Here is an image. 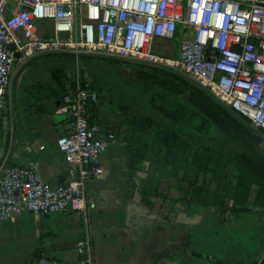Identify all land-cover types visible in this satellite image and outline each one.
Here are the masks:
<instances>
[{"label":"built area","instance_id":"2783aa9c","mask_svg":"<svg viewBox=\"0 0 264 264\" xmlns=\"http://www.w3.org/2000/svg\"><path fill=\"white\" fill-rule=\"evenodd\" d=\"M49 21L46 34L33 22ZM175 43L176 56L171 55ZM62 51L103 52L178 69L264 132V0H0V122L18 57ZM61 95L70 132L58 138L66 182L52 187L34 164L0 172V222L24 211L38 216L75 213L84 231L79 264H94L87 184L103 174L99 158L116 143L92 118L98 94L75 78ZM37 264H58L40 257Z\"/></svg>","mask_w":264,"mask_h":264},{"label":"crops","instance_id":"0c3cea01","mask_svg":"<svg viewBox=\"0 0 264 264\" xmlns=\"http://www.w3.org/2000/svg\"><path fill=\"white\" fill-rule=\"evenodd\" d=\"M44 29L47 33V28ZM64 52L67 51L40 52L16 59L6 89L10 112L0 124V172L8 163L12 166L34 164L38 173L52 187L66 182V167L56 141L70 132L69 116L61 98L64 88L59 85V82L67 83L68 74L59 64L53 63L51 65L56 68L51 72L45 71V82L41 83L40 71L45 66L38 65L35 71L31 68L40 58L74 56ZM170 54L176 56V51ZM26 72L30 78L27 86L22 89L19 86L20 77ZM23 91L27 97L25 100L21 95ZM13 98L17 103L15 106ZM16 116L22 129L15 124ZM93 116L112 132L120 121L119 115L107 107H100ZM151 162L154 171L160 172L156 155L150 162H140L137 168L143 165L147 167ZM99 164L103 169L102 176L87 184L88 194L96 203V209L88 220L94 264H214L200 258L183 256L181 241H178L177 236L172 244L174 250L171 255L161 260L154 259L153 256L170 251L167 240L158 235L156 244L152 240L144 241L135 233L139 225L144 223H135L132 214H128L126 219L129 207L135 205V201L139 202L144 192V187L139 186L137 170L132 173L136 190L133 201H130L126 185L127 170L117 141L100 156ZM160 173L162 176L169 175L168 172ZM145 179L141 181L143 185ZM134 207L131 209L133 212L136 210ZM204 210L192 209L191 213L205 214L201 212ZM207 215L197 220L189 232L195 254L226 261L228 264H254L264 259V250L260 245L264 238V218L240 213L220 223L219 215ZM128 230L133 236L131 241ZM83 231L82 218L78 214L43 217L24 211L17 218L0 222V264H37V259L42 256L58 264H79L75 244L82 237ZM132 241L135 243L133 257L130 252Z\"/></svg>","mask_w":264,"mask_h":264},{"label":"trees","instance_id":"16d2710c","mask_svg":"<svg viewBox=\"0 0 264 264\" xmlns=\"http://www.w3.org/2000/svg\"><path fill=\"white\" fill-rule=\"evenodd\" d=\"M60 58L76 62V74L73 69L67 83L59 82L64 91L77 77L83 87L99 96V103L90 107L92 118L100 107L110 108L120 117L113 133L125 161L130 201L136 190L132 173L140 162H150L156 155V164L169 173L174 195L153 188L143 192L141 205L153 207L157 202H168L174 215L196 206L219 215L220 223L240 213L264 218V141L236 123L206 93L151 66L104 57ZM10 166L8 163L5 167ZM170 223L169 228L177 230ZM158 225L154 224L155 244L158 235H163V227ZM135 233L148 240L144 225H139ZM178 241L185 257L228 264L195 254L188 230L180 233ZM260 245L264 250V238ZM134 247L132 241V257ZM171 251L153 258L161 260ZM254 264H264V259Z\"/></svg>","mask_w":264,"mask_h":264},{"label":"rangeland","instance_id":"374dc122","mask_svg":"<svg viewBox=\"0 0 264 264\" xmlns=\"http://www.w3.org/2000/svg\"><path fill=\"white\" fill-rule=\"evenodd\" d=\"M33 26L36 28V30L41 33L44 34L46 33L45 28H49L51 27V24L49 21H41V22H37L34 21L33 22ZM48 32V30H47ZM172 47V51H176L177 52V48H176V44L173 43L171 45ZM53 63H57L59 64L60 68L63 69V71L65 72V74L67 76L71 75L73 73V69H74V73L76 74V63L72 60V59H67V58H58V59H39L36 60L34 62V65H32L31 68L35 70H37L36 66L38 65H44L45 67H43L40 71L41 73V77H39V79L42 81L43 78L46 77L47 72L45 71H49L51 72V70L53 67L51 64ZM62 65V67H61ZM45 72V73H44ZM71 73V74H70ZM30 76L27 75V72L24 75H21L20 77V82H19V86L22 87V89H24L27 86V83L29 81ZM36 79V78H35ZM45 81L43 80L41 83H44ZM35 93V92H34ZM22 97L25 100L26 94L23 91L22 92ZM113 100L115 101L116 99L113 97ZM23 101V100H22ZM15 104L17 105V103L15 102L14 98H13V106H15ZM4 108H5V113L3 115V119L0 122V124L2 122L5 121V119L8 116V113L10 112V107H9V97L8 94L6 92L5 95V104H4ZM19 126H21L19 124ZM19 126L17 128H19ZM147 168V169H145ZM154 164L151 162L149 163V165L146 167V165H143L142 168H137L136 172H138V179L140 182L139 186H143L144 189L143 191L148 192L151 189L155 188L158 189L160 192L162 193H168L171 194L172 196L174 195L173 190L171 189V187L169 186V178L170 176L168 174H165L164 176L161 175V171L158 172L157 170L154 171ZM144 177L146 178V182L145 185L142 184L141 181L144 180ZM153 184V185H152ZM151 186V187H150ZM141 200V199H140ZM139 202L135 201V206L134 208L136 209L134 212L131 211V209L133 208V206L131 205L128 209V212L126 214V219L128 217V214H132L133 218H134V222L135 223H144V227L147 230L146 236L148 238V240H152L151 238H153L154 234H156L155 227L154 224H159L158 226H162V231H160L161 234L164 235V239H166L168 242V249L169 250H174L172 244H174V238L177 236L179 237L180 233L182 231L188 230L189 232L191 231V226L195 224V222H197V220H200L201 217H206L208 216L207 214H210V212L208 210H204L203 208H197L196 206H193L192 208L190 207L185 213H180V214H175L174 213H170V210L172 209L171 207V203H163V202H157L155 206L153 207H149V206H145V205H141ZM137 206H139L140 208H138ZM192 209L194 210H204L201 211L205 214H198V213H191ZM168 218V220L166 219ZM154 222V223H152ZM173 224V226L178 227L179 229L175 230V229H170L169 228V223ZM161 235V236H163ZM172 246V247H171Z\"/></svg>","mask_w":264,"mask_h":264},{"label":"water","instance_id":"95a60500","mask_svg":"<svg viewBox=\"0 0 264 264\" xmlns=\"http://www.w3.org/2000/svg\"><path fill=\"white\" fill-rule=\"evenodd\" d=\"M65 54H71L74 56H92V57H104V58H111L119 61H126V62H131L134 64H141V65H146V66H151L155 68H159L162 70H165L175 76H178L185 81H187L189 84L195 86L196 88L200 89L202 92L206 93L207 96H209L214 102H216L217 105H219L229 116L236 122L238 123L241 127H243L245 130H247L252 136L257 137L258 139L264 141V132L252 127L240 114L232 110L229 106L224 104L221 100H219L209 89L206 88V86H203L199 82H197L195 79L189 77L185 73L181 72L178 69H174L171 67H168L166 65H160V64H151V63H146V62H141L138 60L134 59H126V58H121L118 56L114 55H109L105 53H99V52H89V51H67L64 52ZM15 124L18 127L19 122H18V117L16 116ZM20 129L22 127L19 126ZM3 169V168H2Z\"/></svg>","mask_w":264,"mask_h":264}]
</instances>
